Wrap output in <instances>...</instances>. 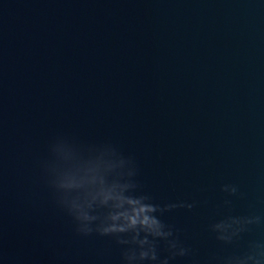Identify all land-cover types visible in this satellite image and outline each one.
I'll list each match as a JSON object with an SVG mask.
<instances>
[{
	"label": "water",
	"instance_id": "95a60500",
	"mask_svg": "<svg viewBox=\"0 0 264 264\" xmlns=\"http://www.w3.org/2000/svg\"><path fill=\"white\" fill-rule=\"evenodd\" d=\"M109 6L117 264H264V0Z\"/></svg>",
	"mask_w": 264,
	"mask_h": 264
},
{
	"label": "clouds",
	"instance_id": "9594fccd",
	"mask_svg": "<svg viewBox=\"0 0 264 264\" xmlns=\"http://www.w3.org/2000/svg\"><path fill=\"white\" fill-rule=\"evenodd\" d=\"M140 196H141V199L144 201V203L138 209H134L133 214L126 218L128 221V226L131 227V226H135L137 224L156 226L157 228L160 226H165L155 215L150 217L149 215H145V213L163 212V211L168 210L171 207H175V205H167V206H165V208H160L158 205H154V204L149 202L151 200V198L149 196H147V195H140ZM131 203H138V202L132 201ZM188 207H191V205H188ZM67 214L75 222L76 232L79 234L85 235V236L90 235L93 232H96L102 236H107V235H110V233L123 232L124 231V228L104 229L102 231H96L92 228H85V227L81 226L80 221L81 220H88V219H90V217H88L86 215H83L81 217H77V216H73L70 213H67ZM114 219H115V217H114ZM111 236H113L116 239L117 243L121 244L122 241L118 235H111ZM258 264H259V261H258Z\"/></svg>",
	"mask_w": 264,
	"mask_h": 264
}]
</instances>
